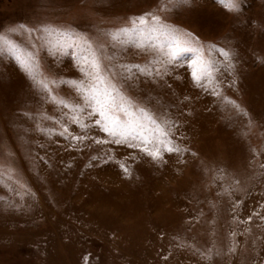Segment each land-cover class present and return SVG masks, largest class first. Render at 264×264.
Returning <instances> with one entry per match:
<instances>
[{
    "label": "rangeland",
    "instance_id": "374dc122",
    "mask_svg": "<svg viewBox=\"0 0 264 264\" xmlns=\"http://www.w3.org/2000/svg\"><path fill=\"white\" fill-rule=\"evenodd\" d=\"M167 2L52 0L43 9L40 0H0V31L47 11L88 33L105 65L119 69L113 76L123 90L175 121L174 138L188 148L154 161L139 149L93 143L109 139L94 127L69 122L70 134L89 138L82 142L60 135L58 106L14 61L0 58V264H264V0H244L239 17L219 0H192L165 14L197 37L206 55H215L207 52L213 44L235 55L238 86L229 87L232 76L223 69L217 79L247 116L195 85L191 53L165 70L153 44H120L107 35L158 6L164 14ZM70 51L44 49V69L81 78ZM55 87L71 96L70 85ZM209 250L211 259L201 255Z\"/></svg>",
    "mask_w": 264,
    "mask_h": 264
},
{
    "label": "snow or ice",
    "instance_id": "6c2138e0",
    "mask_svg": "<svg viewBox=\"0 0 264 264\" xmlns=\"http://www.w3.org/2000/svg\"><path fill=\"white\" fill-rule=\"evenodd\" d=\"M222 6L237 17L243 14L244 0H219ZM52 0H40V7L49 9ZM192 0H168L163 5L164 14L160 13V6L156 12H146L130 18L127 26L108 33L111 40L120 44L135 42L138 47L153 44L160 55L158 63L163 69L169 66H180L187 54L191 53L188 64L191 68V77L195 85L205 92H210L232 107L239 113L247 116V112L235 100L223 95L221 82L217 79L221 69L230 72L232 79L229 87L238 86L239 77L236 65L233 63L235 55L225 51L223 47L208 45L207 52L215 55H206L205 46L194 37L165 19L169 7L181 8L188 6ZM15 36V38H14ZM154 41H161L159 45ZM47 49L50 55L66 54L70 51L76 62L81 78L63 79L47 72L41 60V52ZM0 58L14 61L18 70L31 81L32 85L44 93L47 101L58 106L65 119L57 121L60 135H70L76 142L89 139L87 135H72L69 132V122L78 124L81 128L99 129L109 139L92 138L95 144L125 145L130 149H139L154 161H163L165 154H183L187 147H181L174 138L176 122L167 118V114L156 115V111L142 105L130 94L126 93L113 76L117 71L115 65L109 68L104 63V57L91 36L67 22H57L50 18L47 11L38 13L28 23L10 25L0 31ZM138 71L147 69L135 66ZM125 73L131 69L120 65ZM153 74V73H148ZM155 75H161L159 69ZM70 85L71 96L62 97L56 90V85ZM25 115H29L25 113ZM90 122V123H89ZM253 120L249 118V124ZM45 131V129H38ZM48 131H52L49 129ZM110 161L113 157L107 154ZM119 167L126 176L132 172L126 163ZM14 173V165H9V176ZM251 217H249V220ZM236 243L229 247V252L236 251ZM211 259L212 253H201Z\"/></svg>",
    "mask_w": 264,
    "mask_h": 264
}]
</instances>
